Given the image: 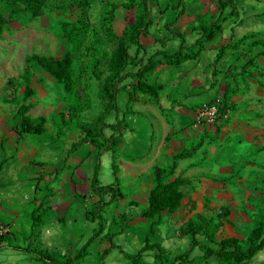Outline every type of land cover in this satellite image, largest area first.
I'll return each instance as SVG.
<instances>
[{"label":"crops","instance_id":"1","mask_svg":"<svg viewBox=\"0 0 264 264\" xmlns=\"http://www.w3.org/2000/svg\"><path fill=\"white\" fill-rule=\"evenodd\" d=\"M244 2L233 0L235 9L225 11L232 12L241 6L244 18H264V8L259 2L247 6L248 10L244 8ZM186 11L183 15L189 19L195 9L188 11L187 6ZM193 25H189L192 30ZM220 30L229 43L232 42V30L222 27ZM194 33L197 34L188 43L189 49L194 48V42L199 37V31ZM253 45L254 48L264 47V42L257 40ZM196 61L199 62L198 69L185 68V63ZM205 61V66L200 60H185L176 66L159 63L175 70L181 67V70L167 87L160 84L163 89L159 95L165 94L166 100L162 104H151L143 94L136 95V101L130 104L132 112L125 115L126 131H122L125 134L120 137L118 152L133 158L135 150V161L149 159L152 170L165 171L169 180L179 177L188 179V184L180 189L183 195L180 207L172 214L163 213L161 217L165 216L180 226L194 218L206 219L219 224V237L225 233L223 238L242 239L249 228L261 222L264 216V60H227L226 63L222 60L218 70L216 64L220 60ZM239 63L241 71L233 74ZM248 67H251L250 70ZM24 90L18 106L12 105L13 116L16 117L22 104L30 105L28 115L33 119L45 117L46 130L41 135H19L15 131L17 118L12 126L0 121V223L11 229L4 240V245L9 248L0 251V262L5 264H41L15 248L30 244L36 249V239L43 237L41 230L35 228L37 223L65 224L74 217L73 207L78 200H82L84 195L91 196L92 200L96 197L89 185L96 164L94 148L88 142L83 144L89 147L90 152L81 158V145H73L82 139L83 133L71 126L67 134L70 146L65 154L57 153L58 143L55 141L64 126L56 125L53 136L48 130L49 108L35 105L34 93L24 100ZM3 97V101L7 102L6 95ZM215 99L224 105L223 116L212 128H193L197 110ZM127 103L128 97L122 91L118 102L122 111H125ZM136 116L143 117L148 128L147 133L140 137L133 133ZM108 123L114 124L113 118ZM157 131L158 140L155 136ZM177 155L181 157L174 160ZM105 156L110 160V172L105 170L104 174L102 163ZM113 158L111 152L102 153L99 157L98 180L102 185L113 182ZM122 166L123 177H130L131 184L138 188L140 165L126 161ZM101 174L105 181H102ZM118 174L121 190L122 178ZM151 187L147 191L145 185L139 188L146 200ZM238 225L245 228L240 231L242 236L232 234ZM79 238L82 237L75 239ZM118 251L120 253V249ZM197 254L194 252L192 255Z\"/></svg>","mask_w":264,"mask_h":264},{"label":"rangeland","instance_id":"2","mask_svg":"<svg viewBox=\"0 0 264 264\" xmlns=\"http://www.w3.org/2000/svg\"><path fill=\"white\" fill-rule=\"evenodd\" d=\"M185 1L188 11L195 9L189 19L185 15L179 16L181 9L176 7L177 0L149 1V8L154 18H152V26L148 29L149 36L142 39L147 56L159 50L156 40L161 39L169 40L164 48L169 54L178 50L180 39L173 38L165 25L172 24L168 27L170 30L185 32L189 43L197 34L192 32L190 23L194 24L193 28L203 23L211 30H214L216 26L222 27L224 30L231 29L233 32L232 42L229 43L222 30L215 29L214 37L209 41L202 42V49L196 45L193 49H187V52L192 54L198 52V58L192 60H200L202 66H205V60H220L216 64V70L220 67L222 60L225 61H223L224 63L227 60H264V47L254 48V45L252 46L253 42L257 40L264 42V18L262 20H255L251 17L244 18L241 15L243 13L240 9L241 6L232 12H220L217 8L218 0ZM127 2L128 0H93L88 11V21H85L82 9L78 6V0H46L41 17H33L24 4V0H0V121H5L11 126L15 124L17 119L13 116L14 107L12 105L18 106L22 99L21 92L27 87L34 93L35 105L49 108V132L55 136L56 125L64 126L63 131L58 132L55 141L56 144L58 143L57 153L65 154L70 146L67 134L70 133L71 126L80 131H82V126L93 128L106 104V100L100 95V86L106 74L105 68L110 52L116 47L120 38H126L129 26L139 10L138 7H134L132 10L120 7L115 11L112 23L115 39L104 35L103 29L100 27L101 15L108 3L121 6ZM137 2L138 0H136V4ZM223 2L226 3L227 0ZM257 2L264 8V0H245L244 8L248 10L247 6H253ZM227 9L231 8L227 7ZM82 22L90 25L91 33L78 46L73 36ZM66 52H70L73 56L72 72L76 78V91L73 93L65 92L62 84L56 83L51 76H46L32 62L26 61V58L32 54L60 59ZM240 63L237 66V71L233 74H239L241 71ZM185 64H187L185 68L195 67L198 69L200 67L198 61ZM250 68L248 67V70ZM180 70L158 64L152 72L146 75L145 80L149 84L157 83L167 87ZM248 87L247 85L246 88ZM4 95H6L5 99L8 103L3 101ZM144 97H147L151 104H162L163 100L166 101L165 94H160L157 98L145 95ZM77 105H80L79 109H73ZM133 125L135 135L140 137L147 133V123L143 117L136 116ZM108 131H104L106 136ZM124 134L122 132L121 136L123 137ZM155 136L158 140V131ZM99 141L101 142V140ZM88 148L81 145L79 151L81 158L86 157L90 152ZM136 154L134 150L133 158L136 157ZM127 156L129 155L119 151L113 158V164L118 169V175L122 178L120 186L126 198L113 201L103 207L99 213L100 219L93 220L92 217L96 213L93 205L97 202V198L94 197L92 200L91 196L84 195V198L78 200L76 206L73 207L74 217L67 220L65 224L40 225L37 223L35 228L41 230L43 237L36 239L34 244L36 250H46L58 261H64L72 258L81 244H84L89 237H93L94 232H98V236L89 244L83 256L73 264H133L126 258V254H138L146 237L149 238L150 243H161L166 249L169 262L174 256L188 251L190 238L180 235V225L174 224L165 216L152 221L143 217L147 200L144 199L145 194L143 195L139 188L145 185L147 191L153 185L156 171L152 170L149 159L135 161ZM108 161L110 162L105 156L102 163L104 174L105 170L110 172ZM126 161L140 165L138 171L141 180L138 181V188L131 184L130 177L124 178L121 174L122 164ZM101 178H103L102 181H105L103 174H101ZM89 219L91 222H87ZM192 222L197 224L199 219L194 218ZM152 227L153 233H149ZM235 227L232 234L242 236L240 231L245 228L241 225ZM35 235L37 234L34 233ZM216 235L218 240L226 236L225 233H222V237ZM78 236L83 239H75ZM242 239L244 238L242 237ZM111 245L119 246L120 253L116 249H111L106 257H102L103 252ZM140 262V264H159L154 259L153 252L140 254ZM195 263L219 264L214 257L207 260L197 258ZM251 264H264V250L251 260Z\"/></svg>","mask_w":264,"mask_h":264},{"label":"trees","instance_id":"3","mask_svg":"<svg viewBox=\"0 0 264 264\" xmlns=\"http://www.w3.org/2000/svg\"><path fill=\"white\" fill-rule=\"evenodd\" d=\"M46 0H24V4L31 12L33 17H41L45 7ZM93 0H78V6L82 9L85 16V21H88V11L90 3ZM150 0H128L126 4L121 6L108 3L102 12L100 19V27L103 29L104 35L110 39H115L112 32V23L115 18V11L122 7L126 10H132L138 7L139 13L136 15L134 21L129 26L126 38H120L116 47H114L109 55L105 68V77L100 86V95L106 100V104L101 114L97 117L93 128L82 126V139L73 145L77 147L85 143H89L95 150V167L90 176V189L97 197V202L93 205L95 208V215L92 219H100L99 213L103 207L107 206L113 201L123 200L125 194L119 188V179L117 177L118 169L112 166L113 182L107 185H102L98 180V173L100 168L99 157L102 153L111 152L115 155L121 144V133L126 129L125 115L131 113L130 104L136 101L137 94L149 95L157 97L159 92L163 89L160 84H149L146 82L145 77L152 72L157 64L163 62L166 65L176 66L182 61L192 60L198 57V52L192 54L187 52L188 41L186 34L181 31H173L168 27L172 24L165 25L173 38L180 39V46L178 50L169 54L164 50L166 43L169 40L161 39L156 40L159 44V50L154 54L147 56L146 48L142 43V39L149 36V28L152 26L154 18L150 8ZM219 0L218 9L220 12L227 10V7L235 9L233 0ZM238 1H236L237 3ZM181 9L179 16L183 15L186 11V1L177 0V6ZM163 13V11H162ZM201 25V26H200ZM215 29H219L218 26ZM207 26L199 24L198 27L193 28V32L199 31V37L195 40L194 45L200 46L204 40L209 41L213 38L215 32ZM91 33L90 25L82 22L80 27L76 29L73 39L79 46L85 41ZM70 34V33H69ZM91 49V47H89ZM88 48V49H89ZM202 48V47H201ZM161 57V58H158ZM158 59V60H155ZM27 62H32L38 66L44 73L51 76L58 83L62 84L63 89L67 93L76 91V78L72 72L73 56L70 52H66L62 58L54 59L46 56L32 54L26 58ZM125 92L128 97V103L125 111H122L118 105V99L121 92ZM32 95V91L25 87L24 100ZM214 100L210 103H216ZM219 117L225 113L224 105L218 102ZM80 105L73 107L79 109ZM30 105L22 104L17 112L16 118L18 119L15 131L19 135L31 134L41 135L46 130V118L39 116L31 118L28 115ZM113 118L114 124H109V119ZM105 130H109L107 136L104 134ZM101 140V142L99 141ZM180 155L174 157L180 158ZM167 175L165 171H158L154 176V181L148 193L147 205L143 211V217L147 220H159L163 213L172 214L181 205L183 195L181 187L188 184L186 178H175L173 180H166ZM107 199V200H106ZM219 224L213 223L206 219H199V223L194 224L192 221H187L180 227V235L190 238V245L188 251L174 256L171 262L166 253V249L160 242L150 243L149 238H145L144 245L136 255L126 254V258L133 262V264H140V254L143 252H153L154 259L159 264H196L197 258L207 260L211 257L217 259L219 264H251V260L261 251L264 250V216L257 225H255L245 236L244 239H237L234 237L217 239V231ZM94 232V231H93ZM149 233H153V227ZM93 237L86 239L83 246L78 249L72 258L58 261L56 257L50 255L46 250H36L28 244L24 248H15V250L24 252L31 259L40 262L41 264H73L78 260L85 251L89 244L96 238L98 232H94ZM6 236H0V251L7 247L4 245ZM111 249L120 248L113 246L103 252L102 257L106 256ZM194 252H198L193 256Z\"/></svg>","mask_w":264,"mask_h":264},{"label":"built area","instance_id":"4","mask_svg":"<svg viewBox=\"0 0 264 264\" xmlns=\"http://www.w3.org/2000/svg\"><path fill=\"white\" fill-rule=\"evenodd\" d=\"M218 101L216 103L203 104L196 112L192 123L193 128L197 127H210L215 126L218 117ZM11 229L8 225L0 223V236L8 235Z\"/></svg>","mask_w":264,"mask_h":264}]
</instances>
